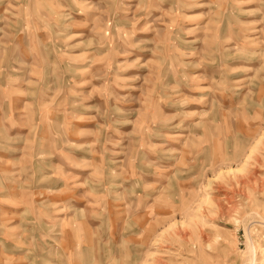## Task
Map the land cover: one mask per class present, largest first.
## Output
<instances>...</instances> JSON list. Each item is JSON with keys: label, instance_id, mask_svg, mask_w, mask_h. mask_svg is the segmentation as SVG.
<instances>
[{"label": "rangeland", "instance_id": "1", "mask_svg": "<svg viewBox=\"0 0 264 264\" xmlns=\"http://www.w3.org/2000/svg\"><path fill=\"white\" fill-rule=\"evenodd\" d=\"M249 262L264 0H0V264Z\"/></svg>", "mask_w": 264, "mask_h": 264}, {"label": "bare ground", "instance_id": "2", "mask_svg": "<svg viewBox=\"0 0 264 264\" xmlns=\"http://www.w3.org/2000/svg\"><path fill=\"white\" fill-rule=\"evenodd\" d=\"M251 250V249H250ZM252 253V252H251ZM252 257V256H251ZM254 259V258H253ZM253 259L251 258L250 260H252L253 261ZM252 263H254V262H252ZM249 264H250V262H249Z\"/></svg>", "mask_w": 264, "mask_h": 264}]
</instances>
